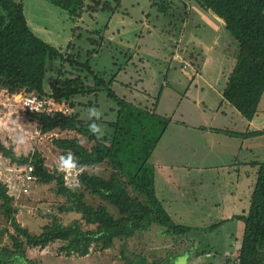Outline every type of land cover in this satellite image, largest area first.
<instances>
[{"label":"trees","instance_id":"trees-1","mask_svg":"<svg viewBox=\"0 0 264 264\" xmlns=\"http://www.w3.org/2000/svg\"><path fill=\"white\" fill-rule=\"evenodd\" d=\"M44 1L65 11L68 18L74 21L80 14L83 0ZM111 2L103 0L100 4L96 1L94 8L107 9L105 6L108 3L111 5ZM195 2L217 16L229 37L238 45L236 60L221 94L242 116L251 120L257 113L264 92V0ZM47 11V6L40 10L44 16ZM63 55V50L50 45L32 31L24 12V0H0V88L46 97L49 92L45 90L47 66L53 63L59 65L65 58ZM86 66L89 69V65ZM87 77L74 72L71 77L65 78L55 75L51 85L48 81L53 89L52 98L67 101L71 106L70 113L26 110L37 120L42 133L55 129L71 130L94 140V144L87 148L76 136L52 139V144L60 150L62 161H70L72 169L80 170L76 174L78 187L67 185L63 172L49 170L37 149L26 155H16L11 147L0 142V153L4 157L17 164L32 165L37 182L54 183V193L65 198L59 203L58 212L76 213L79 217L62 223L53 216L50 222L41 226L40 232H31L16 220L12 197L0 181L1 214L10 225L4 231L6 241L0 244V264H37L27 256L28 249H42L55 241L65 242L60 249L66 254L86 256L91 245L104 251L113 247L114 240L118 239V256L125 264H174L177 254L192 252L172 249L171 243L178 244L177 239L193 244L189 237L192 228L176 223L155 194L154 166L150 156L170 119L119 96L109 87L108 81L99 76L95 77L96 87L116 105L110 106L113 116L105 120L107 132H102L96 118L84 122L75 110L77 97L96 90V87L87 84ZM93 125L95 131L91 130ZM262 133L264 128L241 136ZM101 162L111 165L112 171L108 175L85 170ZM109 205L116 209V213ZM234 218L242 221V228L238 252L233 258H227V263L264 264V163L257 171L247 212ZM218 225L220 222L215 224ZM151 234L162 235L159 246H156L155 239H150ZM130 240L149 242L147 249L155 257L148 259L141 251L132 249ZM159 251L164 255L159 256ZM200 252L201 255L205 250Z\"/></svg>","mask_w":264,"mask_h":264},{"label":"rangeland","instance_id":"rangeland-1","mask_svg":"<svg viewBox=\"0 0 264 264\" xmlns=\"http://www.w3.org/2000/svg\"><path fill=\"white\" fill-rule=\"evenodd\" d=\"M40 1L24 0L27 22L35 34H43V38L50 45L63 50L65 56L59 65L53 63L47 66L45 90H49L46 97L52 113L60 109L64 113H70L71 106H68L65 100L52 98L53 89L48 85V81L50 80L51 85L55 75L65 78L77 72V75L88 76L86 82L92 88L96 87V78L102 77L119 96L153 112V105L157 103L156 96L163 86L157 112H163L166 115H161L166 117L168 115L169 118L171 115L169 112H172L169 109L177 106L176 114L174 113L175 116L172 117L198 123L196 115L186 110L182 112V108L188 103L192 105L190 98L196 101L203 99L205 93L200 88L205 90L207 84L199 78H194L197 80L198 90L195 91L192 84L188 88L187 80L182 82L191 73L189 69H182L185 62L188 63V67L196 66V70L203 67L202 74L205 78H212L219 83L223 81V75H228L236 60L238 46L236 41L229 37L221 20L211 11L199 6L195 0H112L111 5L108 3L105 6L107 9L94 8L96 1L102 4L103 0H83L80 14L74 21L68 18L65 11L47 3L45 5L51 7L48 11L52 18L35 21V16H39L36 7L41 4ZM65 34L69 36L67 41L64 39ZM86 64L89 65V69ZM164 76L168 77V84L163 85L161 79ZM225 77L227 76H224V80ZM16 91L22 95L26 94L22 90ZM11 93L13 92L0 88V142L6 147H11L16 155H26L37 149L44 157V165L49 170L57 169L63 172L66 184L73 188L78 187L76 174L80 170L65 169L60 150L52 144V139L76 136L87 148L94 144V140H88L71 130L55 129L46 133L40 132L37 120L21 106L18 102L19 97L17 101L11 98L13 97ZM223 100L229 106L224 98ZM76 102L78 106L75 110L78 111L81 120L88 122L96 118L101 131L107 132L105 120L112 119L113 112L110 106L115 104L105 96V92L96 87V90L87 95L77 97ZM224 106L223 104L222 107ZM256 112L254 124L256 126L257 122L259 127L264 128V92ZM259 137L262 141L254 140L257 147L254 158L256 160L251 161L257 171L260 164L264 163V133L259 134ZM211 159L205 162L200 158L201 171H209L205 167L210 166L212 162L216 164L215 160L220 161V158ZM25 165L12 162L0 153V181L5 184L7 192L10 193L8 194L10 196L13 194L11 197L16 210L15 217L22 226L38 233L41 226L50 222L53 216L62 223H69L79 217L76 213L58 212V205L65 198L54 193V183L41 184L35 178L28 192L22 193L20 186L23 184ZM247 167L248 165L245 166ZM85 170L88 173L106 176L112 168L108 163L101 162ZM252 172L241 173V183L245 187L244 190H248L245 199L248 206L242 214L247 212L255 186ZM214 180L208 184L211 191L213 184L219 186L226 183L221 173L216 175ZM197 196L193 197L191 194L181 198L176 195L170 197L173 203L170 205L172 208L169 206L168 214L176 223L192 228L189 237L193 241V244H188L177 239L178 244L171 243L172 249L178 252L182 249L192 251L190 254H177L174 264H187L189 257L194 258L201 250H205L201 254V264H222L221 255L225 248L228 249V259L233 258L238 252L242 223H233L235 228L231 222L215 226L223 222L221 220L226 216L224 212L229 209L225 204L212 205V201L219 199L218 197ZM172 198H176L177 201L174 202ZM109 207L116 213L113 206ZM8 223L0 209V244L6 241L4 231L9 229ZM154 237L158 238L156 240L158 244L162 235ZM63 243L65 242L55 241L42 249L29 248L27 256L37 264H125L118 256V239L114 240L113 247L104 251L91 245L86 256L66 254L60 249ZM129 244L135 251H141L149 257L148 259L155 257L154 254H149L147 249L149 242L130 240Z\"/></svg>","mask_w":264,"mask_h":264},{"label":"crops","instance_id":"crops-1","mask_svg":"<svg viewBox=\"0 0 264 264\" xmlns=\"http://www.w3.org/2000/svg\"><path fill=\"white\" fill-rule=\"evenodd\" d=\"M40 3L41 4L36 7V12L39 16H35V21L43 20L46 17L52 18L49 12L51 7L45 5L47 2L44 0H41ZM46 6L47 9H50L44 16L43 12H40V10ZM36 35L45 40L42 36L43 34L38 33ZM64 39L67 41L69 36L65 34ZM196 68V66L195 68L192 66L182 68L191 71L182 82H186L187 80V87L190 88L192 84V88L196 91L199 87H197V80L194 78L205 81L207 84V86H205L206 89L200 88V90L205 93V96L199 101L190 98V102L194 107L188 103L184 105L182 112L185 110L192 112V114L196 115L199 122H185L172 117L175 116L174 113L177 106L169 109L172 111L169 112L171 114L169 118L168 115L167 117L163 116L170 119V121L150 156V162L154 166L155 194L167 213H169L170 210L169 206L173 203L170 198L172 195L179 196L180 198L182 196H191V194H193V197H198L197 195H199V197H201V195L215 196L219 199L213 200L212 205L220 206L225 204L226 208L229 209V211L224 212L226 216L221 220L223 221L222 223H242L241 220L234 218L235 215L242 214L243 210L248 206V204H246L247 202H245L248 190L245 191V187L241 183V173L253 171L251 174H253V184L255 185L257 169H254V165L251 162L252 160H256L254 158L256 156L257 147L256 141L254 140L262 141V139L260 140L259 135L241 136V134L249 131L261 130L263 127H259L257 122L255 126L254 117L248 120L233 106H230V104L229 106L226 105L221 91L225 83L224 76L227 75H223V81H219L218 83L212 78H205L202 74L204 71L202 69L203 67L201 70L200 68L196 70ZM167 78L164 76L161 79V84H168ZM165 88L168 89L167 86H165ZM163 89L164 87L162 86L160 89L161 92ZM161 92H158L156 96L157 103L153 105L155 113L158 111ZM184 92L183 90V93ZM15 93L17 92H13L11 95ZM223 104L225 105L224 107H222ZM156 114L166 115L163 112H157ZM172 119L174 121H172ZM204 119L205 121H203ZM213 121L214 124H212ZM252 149H254L255 152H253ZM210 157L214 159L220 158V161L217 162L215 160L216 164L212 162L210 166L205 167L208 168L210 172L201 171V167H199L200 158L207 162L211 159ZM246 165H248L247 168H245ZM220 173L224 176L226 183L220 184L219 186L213 184L211 191L209 189L210 185L208 184L215 181L214 178ZM208 189L210 190L209 193ZM222 199H224V201H222ZM172 200L174 202L177 201L176 198H172ZM233 228H235L234 224ZM149 237L150 239H155L156 246H159L156 241L158 238H155L152 234L149 235ZM160 242L161 239L158 244ZM227 250L228 249L223 251L221 255L222 264H227ZM157 253H162V251ZM163 255L164 253L159 254V256ZM196 256L194 257L195 259L188 256L190 259L188 258L187 264H201V255L196 254Z\"/></svg>","mask_w":264,"mask_h":264},{"label":"built area","instance_id":"built-area-1","mask_svg":"<svg viewBox=\"0 0 264 264\" xmlns=\"http://www.w3.org/2000/svg\"><path fill=\"white\" fill-rule=\"evenodd\" d=\"M188 64L185 62L184 67ZM21 103V106L29 112H50L52 108L49 106V100L47 97H43L39 94H24L22 95L21 92H17L13 95V99ZM60 111L64 112L60 109ZM33 167L30 164L25 165L24 173L22 175V183L20 188L22 193H27L29 186L31 183L35 181V175L32 173ZM19 188V189H20ZM9 193V192H7ZM10 194V193H9ZM13 194H11L12 196Z\"/></svg>","mask_w":264,"mask_h":264},{"label":"clouds","instance_id":"clouds-1","mask_svg":"<svg viewBox=\"0 0 264 264\" xmlns=\"http://www.w3.org/2000/svg\"><path fill=\"white\" fill-rule=\"evenodd\" d=\"M188 64V63H187ZM187 66H189V65H187ZM186 66V67H187ZM185 68V67H184ZM91 130L92 131H95L96 129H95V126L93 125V126H91ZM64 167H65V169H71L72 167H73V165L70 163V161H64Z\"/></svg>","mask_w":264,"mask_h":264}]
</instances>
